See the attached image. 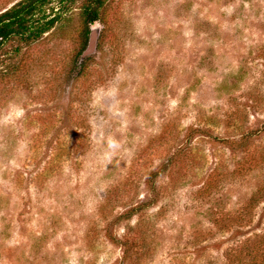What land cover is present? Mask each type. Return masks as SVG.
I'll use <instances>...</instances> for the list:
<instances>
[{"label":"rangeland","instance_id":"rangeland-1","mask_svg":"<svg viewBox=\"0 0 264 264\" xmlns=\"http://www.w3.org/2000/svg\"><path fill=\"white\" fill-rule=\"evenodd\" d=\"M84 1L0 48V264H264V0H105L83 57Z\"/></svg>","mask_w":264,"mask_h":264},{"label":"trees","instance_id":"trees-1","mask_svg":"<svg viewBox=\"0 0 264 264\" xmlns=\"http://www.w3.org/2000/svg\"><path fill=\"white\" fill-rule=\"evenodd\" d=\"M55 0H20L9 9L0 13V48L10 40L17 39L20 44L27 46L40 40L44 34L48 33L57 25L60 20V7L54 11L51 4ZM58 4L64 1L73 2L74 0H57ZM105 4V0H85L79 6L80 17V47L83 50L87 44L90 35V27L100 20V15ZM47 10L49 12L47 13ZM20 49L14 50L15 54L19 53ZM83 57H85L83 55ZM75 67H79V71L83 68V63L76 61ZM82 68V69H81ZM7 70L6 74H9ZM9 76V75H8ZM12 76V75H11ZM252 133H247L239 140L242 143L251 138ZM243 146V145H242ZM159 176V172L150 173L146 180V185L153 191L154 180ZM264 192V188L257 189L255 196ZM150 204V203H149ZM148 206L145 202L136 203L127 208L121 215V219H130L131 217L140 214ZM125 247V243L123 245Z\"/></svg>","mask_w":264,"mask_h":264},{"label":"water","instance_id":"water-1","mask_svg":"<svg viewBox=\"0 0 264 264\" xmlns=\"http://www.w3.org/2000/svg\"><path fill=\"white\" fill-rule=\"evenodd\" d=\"M94 40H95V38H94V31H91L90 32V37H89V45H88L87 50L84 53V56H86V55H88V54H90V53L93 52V43H94Z\"/></svg>","mask_w":264,"mask_h":264}]
</instances>
